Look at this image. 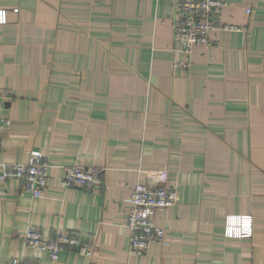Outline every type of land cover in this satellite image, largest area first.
I'll return each mask as SVG.
<instances>
[{"label":"crops","instance_id":"0c3cea01","mask_svg":"<svg viewBox=\"0 0 264 264\" xmlns=\"http://www.w3.org/2000/svg\"><path fill=\"white\" fill-rule=\"evenodd\" d=\"M221 1L216 24L238 29L186 53L173 0H0V173L34 150L49 164L40 197L0 180V264H264V0ZM72 164L101 184L61 188ZM162 170L178 195L155 212L166 243L130 255L125 198ZM229 216H251V235L226 237ZM28 226L91 255L52 262L24 246Z\"/></svg>","mask_w":264,"mask_h":264},{"label":"built area","instance_id":"2783aa9c","mask_svg":"<svg viewBox=\"0 0 264 264\" xmlns=\"http://www.w3.org/2000/svg\"><path fill=\"white\" fill-rule=\"evenodd\" d=\"M177 17L172 24L173 41L189 53L196 45L209 43V33L216 28L237 30L232 25H217L216 19L223 5L221 0H173ZM18 9L14 8L13 12ZM249 12V10H246ZM6 23L5 10L0 9V24ZM181 65L187 67L188 63ZM4 96L0 94V130L10 125V119L2 112ZM2 138L0 137V145ZM49 164L39 151H31L26 162L1 166L0 180L16 179L21 187L33 197H40L48 181ZM156 184L149 186L137 182L125 198L129 204L126 211L125 228L129 234L130 255L143 253L152 242L166 243V229L155 222L158 209L174 205L178 200L176 188L169 181L168 174L157 172ZM101 184V177L93 167L72 164L63 167L61 188L91 189ZM226 237H249L252 232L251 216H229L225 223ZM24 246L38 252H46L50 261L58 259V254L66 245H77L78 253L90 256L91 249L79 243L77 236L67 230H58L53 237H44L34 226H28L23 233ZM6 264H24L19 258H12Z\"/></svg>","mask_w":264,"mask_h":264}]
</instances>
